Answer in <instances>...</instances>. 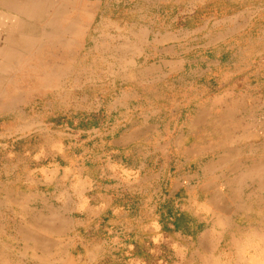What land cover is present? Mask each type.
Wrapping results in <instances>:
<instances>
[{
    "label": "rangeland",
    "instance_id": "rangeland-1",
    "mask_svg": "<svg viewBox=\"0 0 264 264\" xmlns=\"http://www.w3.org/2000/svg\"><path fill=\"white\" fill-rule=\"evenodd\" d=\"M76 7L61 18L60 42L43 48L28 44L5 70L12 73L5 97L11 112L0 114V181L10 172L19 193L29 169L82 166L86 155L87 161L100 156L110 136L145 123L162 128L167 121L181 123L203 105L213 106L212 119L234 122L244 133V126H253L254 143L261 144L264 0H77ZM146 137L151 130L138 134L137 143L148 146ZM145 163L152 168L153 161ZM251 164L254 187L242 197L253 204H212L199 212L203 221L193 240L196 245L204 231H215L213 264H252L250 256L264 263V190L256 180L261 167L264 171V148L247 160ZM124 165L139 166L131 159ZM0 200H5L2 191ZM20 212L14 202L0 204V264H24L32 253H60L69 262L72 233L41 230L34 233L37 247L22 238L29 226ZM75 231L85 238L91 230L79 224ZM56 241L62 250L52 244ZM139 242L141 247H126L128 255L116 262L102 261L160 264L165 254L168 264H186L194 251H185L179 235L176 247H163L161 255L152 243ZM81 253L79 264H86ZM193 264H199L197 258Z\"/></svg>",
    "mask_w": 264,
    "mask_h": 264
},
{
    "label": "crops",
    "instance_id": "crops-1",
    "mask_svg": "<svg viewBox=\"0 0 264 264\" xmlns=\"http://www.w3.org/2000/svg\"><path fill=\"white\" fill-rule=\"evenodd\" d=\"M76 1L0 0V114L11 112L6 98L12 73L5 71L7 67L12 69L13 60L25 54L23 49L28 44L30 48L34 44L43 48L46 42H60L61 18L71 5L77 8ZM213 111V106L203 105L181 123L176 119L167 121L163 128L147 123L126 128L103 142V152L95 161H87L86 155L82 166L29 169L22 179L26 188L19 193L13 189L9 172L0 181L5 198L0 204L18 205L22 220L29 226L23 231L72 233L69 264L80 263L81 251L88 258L86 264H104L103 258L116 262L118 256L128 255L126 247H141V239L143 244L152 243L154 253L161 255L165 253L163 247H176L178 235L185 240L186 252L194 248L186 264H193L195 258L204 264V252L197 247L200 236L196 245L193 240L203 221L199 214L202 206L234 201L253 204L251 198L247 203L242 197L247 190L252 193L254 187L252 164L247 166V160L252 162L253 153L264 148V124L258 146L253 126H244V133L234 122L212 119ZM149 130L151 138L146 140L150 144L142 147L137 135ZM124 159L136 160L138 168L125 167ZM99 161L100 165L95 164ZM147 161H153L151 169L146 168ZM263 179L261 167L256 173L261 192ZM79 224L91 230L85 238L75 231ZM124 226H129L128 234L121 235ZM212 242L216 246V236ZM53 244L61 247L58 241ZM168 258L161 255L157 262L168 264ZM128 260L133 263L140 259Z\"/></svg>",
    "mask_w": 264,
    "mask_h": 264
},
{
    "label": "bare ground",
    "instance_id": "bare-ground-1",
    "mask_svg": "<svg viewBox=\"0 0 264 264\" xmlns=\"http://www.w3.org/2000/svg\"><path fill=\"white\" fill-rule=\"evenodd\" d=\"M4 42V41H3ZM238 171V170H237ZM230 174V173H229ZM209 183H207L208 185ZM212 185H215L214 183ZM211 185V186H212ZM218 185V184H217ZM220 185V184H219ZM218 185V186H219ZM213 187V186H212ZM211 187V188H212ZM207 188V187H205ZM213 190V189H212ZM215 191V190H214ZM217 193V192H216ZM237 196V195H236ZM221 203V202H220ZM227 206V205H226ZM217 222V221H216ZM219 223V222H218ZM223 223V222H222ZM221 224V223H219ZM230 225V224H229ZM264 225V224H263ZM223 226L227 227L228 225H224ZM226 229L224 228V231ZM229 230V229H228ZM236 230V229H235ZM214 231V230H213ZM213 231H212V235L210 231H205L202 236L200 237V241L198 244V249H200L203 255L201 257L202 261L204 264H213L212 263V250L211 248L214 247L212 240L213 238ZM230 231V230H229ZM215 232V231H214ZM228 233V231H227ZM233 233V232H232ZM22 238L24 240H28V241H32L36 244V246H41V244L39 243L40 239L38 238V236H36L34 233H32L31 231H23L22 232ZM213 238V239H212ZM212 239V240H211ZM211 240V241H210ZM232 241V240H231ZM53 244V243H52ZM51 244V245H52ZM53 247V246H52ZM196 248V247H195ZM55 249V248H54ZM61 249V248H60ZM62 250V249H61ZM62 252V251H61ZM60 254V253H59ZM56 255V254H49V253H44L42 255H37L35 253H32L31 255H28L25 257V263L24 264H69L68 261L65 260V258L63 257L62 254L60 255ZM64 254V253H63ZM206 254V255H205ZM209 254V256H207ZM0 256H2V253H0ZM12 259V258H11ZM252 258V256H250V260L252 261V264H256V262L260 261L259 259H257L255 261V259ZM261 262V261H260ZM4 264H7L6 262H4ZM264 264V263H261Z\"/></svg>",
    "mask_w": 264,
    "mask_h": 264
}]
</instances>
